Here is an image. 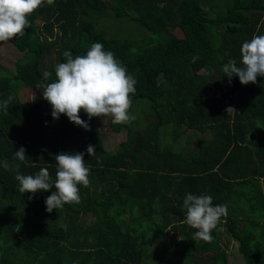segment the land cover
Masks as SVG:
<instances>
[{
	"label": "trees",
	"instance_id": "obj_1",
	"mask_svg": "<svg viewBox=\"0 0 264 264\" xmlns=\"http://www.w3.org/2000/svg\"><path fill=\"white\" fill-rule=\"evenodd\" d=\"M28 20L24 35L0 42L20 54L12 70L0 66V101L13 97L0 109V264H229L216 228L210 243L192 240L189 193L227 205L219 222L243 264H264V77L242 85L222 70L264 35V0H44ZM96 42L137 81L130 115L147 102L152 114L137 116L153 117L128 123L130 138L115 150L102 137L109 120L81 110L86 131L65 115L54 120L46 100L25 105L18 95L24 87L43 97L64 51L75 58ZM167 126L170 143L159 131ZM183 129L196 149L174 148ZM61 152L85 154L90 183L78 185L79 203L48 212L55 188L21 193L17 166L21 175L47 168L54 182Z\"/></svg>",
	"mask_w": 264,
	"mask_h": 264
},
{
	"label": "clouds",
	"instance_id": "obj_2",
	"mask_svg": "<svg viewBox=\"0 0 264 264\" xmlns=\"http://www.w3.org/2000/svg\"><path fill=\"white\" fill-rule=\"evenodd\" d=\"M44 0H0V42H8L17 36L25 34L30 27L28 17L31 16ZM242 60L238 65L230 60L223 66V72L231 80L239 78L242 85L255 84L257 77H264V35H254L250 41H245L241 47ZM66 62L55 66V81L47 84L43 94L52 109L51 115L58 120L65 115L70 122L83 129L90 130L89 124L80 118V112L93 117H112L114 124H127L135 119L130 115L132 95L135 93L137 81L128 74L125 66L119 62L114 53L105 51L100 42L91 45L85 55L75 58L69 51H64ZM198 58L193 59V63ZM47 80L52 74L45 72ZM13 97L0 101V109L7 110ZM237 110L226 108L228 115ZM90 157L96 156L92 145L87 147ZM84 153L61 152L54 158L56 161V178L51 182L47 168H41L35 175L19 174V166L15 179L19 182L21 193L35 195L40 191H55L47 197L46 210L63 208L65 204L79 203V187H87L90 183V169L84 160ZM15 158L23 162L29 159L26 150L21 147L15 151ZM99 162V161H98ZM2 166L7 169L6 161ZM186 210L185 223L196 231L192 240L211 242L212 231L217 227L221 217L227 215V205L213 206L211 195L187 194L183 200Z\"/></svg>",
	"mask_w": 264,
	"mask_h": 264
},
{
	"label": "rangeland",
	"instance_id": "obj_3",
	"mask_svg": "<svg viewBox=\"0 0 264 264\" xmlns=\"http://www.w3.org/2000/svg\"><path fill=\"white\" fill-rule=\"evenodd\" d=\"M132 28V29H131ZM131 31L134 32L136 30V27H131ZM174 33L176 35H181V33L178 32V30H174ZM20 57V54L17 53V51L10 45V44H6L4 46H0V66L2 67L1 69H7V70H12L15 64V61ZM19 98L22 101L23 104H42L44 103L43 97L40 96L39 93H37L36 91L30 90L28 88H24L22 87L19 91ZM132 108V105H131ZM130 108V109H131ZM136 112L134 114H132V116H134L136 119L140 118H146L148 120V122H152L153 121V117L151 116L150 118L147 117H143L141 116H137L141 111H146V113L152 114L150 112V105L147 102H144L142 104V106L140 108H136L135 109ZM129 113L131 114V110H129ZM105 120H109L111 122V128L110 130L108 129L109 132H107L106 130H102V137H105L106 142L108 143V145L110 146L111 149H117L118 145H120V143H124V142H128L129 138H130V133H129V129L127 128V124H114L112 122V117L108 116V117H103V121ZM107 122V121H106ZM106 122H104V124H106ZM143 127V126H141ZM130 131L133 132V129H131ZM160 134H161V139L164 143H170L171 142V130L170 127H162L160 130ZM182 133L184 136H182V138H180L178 140V142H176V144H174V148H176L179 151H187V149L189 150H194L196 149L194 146L190 145V147L188 146H184V148H182L183 144L185 143V136L189 135L191 133H193V131L191 132L190 130L187 129H183ZM206 136H209V133H206ZM197 137L198 134H197ZM195 144V142H193ZM188 147V148H187ZM187 148V149H186ZM246 203L244 201H240V207H242L243 205H245ZM223 223L218 222L216 227V236L220 237V245L222 247V249H224V251L227 254L228 257V263L229 264H243V259L241 254L238 252V242L231 239L229 236L226 235L227 232H225V228L224 226H222ZM177 239L181 238V232L177 231L176 235ZM163 248H169L170 247V238L169 236L165 237V239L163 240V243L161 244Z\"/></svg>",
	"mask_w": 264,
	"mask_h": 264
},
{
	"label": "crops",
	"instance_id": "obj_4",
	"mask_svg": "<svg viewBox=\"0 0 264 264\" xmlns=\"http://www.w3.org/2000/svg\"><path fill=\"white\" fill-rule=\"evenodd\" d=\"M184 146H185V143L183 144L182 148H184Z\"/></svg>",
	"mask_w": 264,
	"mask_h": 264
}]
</instances>
